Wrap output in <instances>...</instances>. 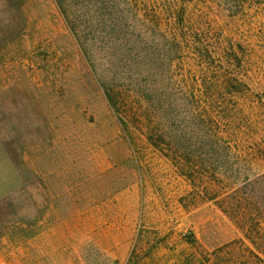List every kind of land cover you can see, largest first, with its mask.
I'll return each mask as SVG.
<instances>
[{"label": "rangeland", "instance_id": "rangeland-1", "mask_svg": "<svg viewBox=\"0 0 264 264\" xmlns=\"http://www.w3.org/2000/svg\"><path fill=\"white\" fill-rule=\"evenodd\" d=\"M224 163L264 172V0H0V261L264 264Z\"/></svg>", "mask_w": 264, "mask_h": 264}, {"label": "trees", "instance_id": "trees-1", "mask_svg": "<svg viewBox=\"0 0 264 264\" xmlns=\"http://www.w3.org/2000/svg\"><path fill=\"white\" fill-rule=\"evenodd\" d=\"M174 144L173 148L169 146L165 148V145L161 146V149L185 177L194 181L196 179L194 170L189 169L179 155L180 142L176 141ZM218 171L221 177L234 179L230 192L222 196L221 190H218L219 196L216 197L218 205L247 230H251L257 223L260 225V217L264 216V172L254 171L251 163L247 166L224 163ZM243 171L245 176L238 185L236 183L240 181Z\"/></svg>", "mask_w": 264, "mask_h": 264}, {"label": "built area", "instance_id": "built-area-1", "mask_svg": "<svg viewBox=\"0 0 264 264\" xmlns=\"http://www.w3.org/2000/svg\"><path fill=\"white\" fill-rule=\"evenodd\" d=\"M0 264H6V262H4V261H0Z\"/></svg>", "mask_w": 264, "mask_h": 264}]
</instances>
